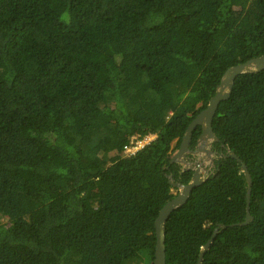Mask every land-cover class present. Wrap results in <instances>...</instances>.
I'll return each mask as SVG.
<instances>
[{
    "label": "trees",
    "instance_id": "1",
    "mask_svg": "<svg viewBox=\"0 0 264 264\" xmlns=\"http://www.w3.org/2000/svg\"><path fill=\"white\" fill-rule=\"evenodd\" d=\"M262 54L264 0H0V264H153L169 176L194 173L170 159ZM213 127L224 155L168 218L166 264H197L221 223L203 264H264V69ZM136 134L157 136L125 156Z\"/></svg>",
    "mask_w": 264,
    "mask_h": 264
},
{
    "label": "water",
    "instance_id": "2",
    "mask_svg": "<svg viewBox=\"0 0 264 264\" xmlns=\"http://www.w3.org/2000/svg\"><path fill=\"white\" fill-rule=\"evenodd\" d=\"M264 69V54L260 56H255L248 59L245 62L238 63L229 67L224 75L222 76L221 82L218 85L215 95L211 97L208 105L200 112L198 115L190 122L188 125L185 134L181 140L180 147L174 153L172 158L170 159L171 163L178 162L183 165V167L187 169H192L194 171L191 180L186 183L174 182L172 175L169 176L170 183L178 188V193L175 197L169 200L160 210L156 221V247H155V258L153 264H166V251H165V235H166V223L171 213L182 206L189 198L194 187L203 183L208 177L202 174V162H198L193 164L192 162H188L185 160L187 154L191 153L192 150L190 148L193 132L200 125L202 128V132L198 138L199 149L196 150V153L199 154L200 151H206L208 157L213 156L215 154L210 148L206 146V144L214 141H219V137L214 131L213 120L217 113L219 104L228 99L233 91L234 83L236 78L243 73L249 72H257ZM230 156L236 158L240 163L241 170L245 173L248 188H247V211L246 217L243 222L237 224H248L253 220V216L250 212V196L252 190V177L248 170V166L245 162L238 157L235 152L230 151ZM235 225V224H231ZM227 225L221 223L216 227L208 239V241L201 247L200 256L197 264H203L204 255L210 249L211 245L214 242V239L220 228H225Z\"/></svg>",
    "mask_w": 264,
    "mask_h": 264
},
{
    "label": "built area",
    "instance_id": "3",
    "mask_svg": "<svg viewBox=\"0 0 264 264\" xmlns=\"http://www.w3.org/2000/svg\"><path fill=\"white\" fill-rule=\"evenodd\" d=\"M153 135L154 134L141 136L139 134H136L132 136L129 143H127L123 148L124 155L130 156L135 154L139 149L144 147L147 143H149L153 139Z\"/></svg>",
    "mask_w": 264,
    "mask_h": 264
},
{
    "label": "rangeland",
    "instance_id": "4",
    "mask_svg": "<svg viewBox=\"0 0 264 264\" xmlns=\"http://www.w3.org/2000/svg\"><path fill=\"white\" fill-rule=\"evenodd\" d=\"M157 136V134L153 135V139H155ZM215 157L214 156H210V158L208 157V155H206V153L200 152L198 155V162H202V174L207 176L208 174H210L212 172V168L214 167V161H215ZM174 192L177 194L178 193V189H174ZM3 223H9V221H7L6 219H3Z\"/></svg>",
    "mask_w": 264,
    "mask_h": 264
},
{
    "label": "flooded vegetation",
    "instance_id": "5",
    "mask_svg": "<svg viewBox=\"0 0 264 264\" xmlns=\"http://www.w3.org/2000/svg\"><path fill=\"white\" fill-rule=\"evenodd\" d=\"M206 146L208 148H210V150H212L215 153V154H212V155L216 159L218 158L219 155H221V156L224 155L223 152H219V150L215 147L214 142H210V143L206 144ZM198 149H199V142L197 143V145L195 146V148H191L192 152L186 155L185 160L188 161V162H192L193 164L198 163V160L197 159H198V155L199 154L196 153V150H198ZM200 152L206 153L205 150L204 151L201 150ZM206 155H207V153H206ZM216 159H215V161H216ZM215 161H214V165H213L214 167H215ZM214 167L212 168L213 170H214Z\"/></svg>",
    "mask_w": 264,
    "mask_h": 264
},
{
    "label": "clouds",
    "instance_id": "6",
    "mask_svg": "<svg viewBox=\"0 0 264 264\" xmlns=\"http://www.w3.org/2000/svg\"><path fill=\"white\" fill-rule=\"evenodd\" d=\"M152 140H153V139H152ZM152 140H151V141H152ZM149 143H150V142H149ZM147 144H148V143H147ZM142 148H143V147H142ZM142 148H141V149H142ZM139 150H140V149H139Z\"/></svg>",
    "mask_w": 264,
    "mask_h": 264
}]
</instances>
